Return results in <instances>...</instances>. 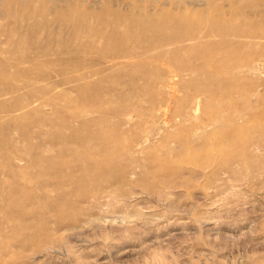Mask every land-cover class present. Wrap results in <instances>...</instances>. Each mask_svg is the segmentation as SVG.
<instances>
[{
	"label": "rangeland",
	"instance_id": "rangeland-1",
	"mask_svg": "<svg viewBox=\"0 0 264 264\" xmlns=\"http://www.w3.org/2000/svg\"><path fill=\"white\" fill-rule=\"evenodd\" d=\"M0 264H264V0H0Z\"/></svg>",
	"mask_w": 264,
	"mask_h": 264
}]
</instances>
